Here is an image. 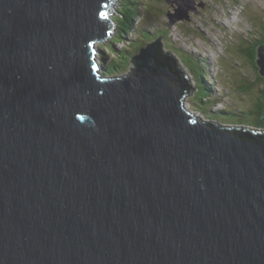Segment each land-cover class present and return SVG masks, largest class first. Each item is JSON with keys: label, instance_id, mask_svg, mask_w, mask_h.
Listing matches in <instances>:
<instances>
[{"label": "water", "instance_id": "95a60500", "mask_svg": "<svg viewBox=\"0 0 264 264\" xmlns=\"http://www.w3.org/2000/svg\"><path fill=\"white\" fill-rule=\"evenodd\" d=\"M114 1L0 0V264H264V132L189 111L164 35L107 73Z\"/></svg>", "mask_w": 264, "mask_h": 264}, {"label": "rangeland", "instance_id": "374dc122", "mask_svg": "<svg viewBox=\"0 0 264 264\" xmlns=\"http://www.w3.org/2000/svg\"><path fill=\"white\" fill-rule=\"evenodd\" d=\"M121 2L122 0H115L110 8L109 20L114 21L113 30L105 41L97 43L102 57L103 53L107 55L110 53L109 48H107L110 41L116 40L121 34L128 38L132 36L131 39L133 40L136 39V35L142 36L139 31L136 32L137 29L130 34L122 33L117 17L120 15ZM146 5L147 7L145 6L143 10L144 18L139 22L142 24L141 26L152 31L169 28L168 36L165 37L162 34L164 35L163 50L170 51L173 48L179 57L177 58L180 66L189 74L192 73L183 62L187 52H196L207 57L216 79L221 82L219 86L226 85L224 92L228 88L227 86H231V89L228 88L227 91L230 95L226 92L227 100L225 102L228 107L231 105L235 108L243 105L250 106L261 95L255 87L246 92L238 89L245 82H252L257 79L254 68L244 58L240 57L238 50L246 47L248 43L263 38L264 0H195L194 9L189 11L187 18L176 21L172 26H167V22H169L168 13H175L172 4H168L165 0H146ZM141 26L138 30H141ZM138 37L135 40L137 42L140 41ZM117 45L131 47V50L135 51V47L126 45L123 41ZM128 69L131 70V66ZM192 82L194 86V80ZM219 94L218 91L217 96ZM197 103L194 93L189 94L185 99V106L189 111L197 114L198 117L211 118L212 116L202 113L205 109L200 111V103ZM221 105L218 104V106ZM219 120L227 126L229 125L227 121L232 119L223 116Z\"/></svg>", "mask_w": 264, "mask_h": 264}, {"label": "trees", "instance_id": "16d2710c", "mask_svg": "<svg viewBox=\"0 0 264 264\" xmlns=\"http://www.w3.org/2000/svg\"><path fill=\"white\" fill-rule=\"evenodd\" d=\"M145 6L147 7L146 0H122L121 2V7L119 8L120 15L117 17L122 33L130 34L135 32L137 29L136 32L138 33L139 31L142 35V38L136 35L138 39L140 38V41L137 42L135 41L137 37L135 40H133L131 39L132 36L128 38L121 34L116 40L110 41L109 47H107L110 50V55L104 54L102 51V64L106 72L112 77L124 76L127 73H130L132 70L133 58L141 51L144 46L153 42L158 36L162 34H164L165 37L168 36L169 28L167 30L163 29L161 31L156 30L157 32L153 30L155 31L153 32L147 27L141 26L142 24L139 22L144 18L143 10ZM140 26L141 30H138ZM118 39L122 40L123 43H126V45L135 47V51H132L131 47L127 48L124 46L125 44L123 46L117 45V43L122 42ZM262 45H264V34L263 38L260 40H255L251 43H248L246 47H242L238 50L241 55L240 57L249 62V64L257 73L256 80L252 82H245L243 85L238 87V89L246 92L248 90L250 91L254 89L255 87L261 95L255 101H253L254 103H252L250 106L243 105L242 107L237 108H235L233 105H231L232 107H228L226 105V92L231 86H227L228 88L225 89V92L224 88L226 85L223 86L222 84L221 87L219 86L221 82H219V79H216V75H214L211 67L212 65L207 57H203L202 54L196 52H187L186 58H184L182 55L185 60L183 61L185 66L188 67L192 73V81L194 80V86L190 93L195 94V97L198 101L197 104L200 103V111L205 109L204 112H202L203 114L212 116L210 118L211 120L221 124L224 123L219 119L225 116L229 119H232L227 122L229 125H233L234 127L264 131V119L262 118V115L264 114V76L261 74L260 65L258 63V48ZM170 51L176 58L178 57L173 48H171ZM130 66L131 70L128 69ZM218 91L220 94L217 96ZM227 93L230 95L229 92ZM218 104L222 105L218 106ZM205 105L207 107H204Z\"/></svg>", "mask_w": 264, "mask_h": 264}, {"label": "bare ground", "instance_id": "6f19581e", "mask_svg": "<svg viewBox=\"0 0 264 264\" xmlns=\"http://www.w3.org/2000/svg\"><path fill=\"white\" fill-rule=\"evenodd\" d=\"M110 21H111V22H114V21H112V20H110ZM177 60H178V59H177ZM260 71H261V68H260ZM124 76H125V75H124ZM119 77H121V76H119ZM207 119H208V120H211L210 118H207ZM219 124H220V123H219ZM229 126H230V125H228V126L225 125V127L230 128Z\"/></svg>", "mask_w": 264, "mask_h": 264}, {"label": "flooded vegetation", "instance_id": "af4514ba", "mask_svg": "<svg viewBox=\"0 0 264 264\" xmlns=\"http://www.w3.org/2000/svg\"><path fill=\"white\" fill-rule=\"evenodd\" d=\"M264 34V33H263Z\"/></svg>", "mask_w": 264, "mask_h": 264}]
</instances>
